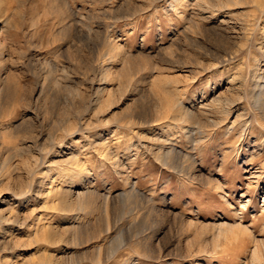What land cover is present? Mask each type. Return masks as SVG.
I'll use <instances>...</instances> for the list:
<instances>
[{"label":"rangeland","instance_id":"rangeland-1","mask_svg":"<svg viewBox=\"0 0 264 264\" xmlns=\"http://www.w3.org/2000/svg\"><path fill=\"white\" fill-rule=\"evenodd\" d=\"M0 35V264H264V0H0Z\"/></svg>","mask_w":264,"mask_h":264},{"label":"bare ground","instance_id":"bare-ground-1","mask_svg":"<svg viewBox=\"0 0 264 264\" xmlns=\"http://www.w3.org/2000/svg\"><path fill=\"white\" fill-rule=\"evenodd\" d=\"M4 36V35H3ZM4 38V37H3ZM6 41V40H5ZM5 41H4V39H2V35H0V48L1 47H6V45H7V42L5 43ZM130 62V61H129ZM103 63V62H102ZM101 64V63H100ZM141 65V64H140ZM99 66V65H98ZM103 71V70H102ZM105 71V70H104ZM106 73H107V70L105 71ZM104 72V73H105ZM103 75V74H102ZM105 77V76H104ZM107 77V76H106ZM96 78V77H95ZM103 78V77H102ZM108 78V77H107ZM9 79V78H8ZM12 80V79H11ZM160 80V79H159ZM9 81V80H8ZM162 82V81H161ZM9 86V85H8ZM154 86V85H153ZM158 86V85H157ZM100 87V86H99ZM160 87V86H159ZM5 88V87H4ZM3 88V89H4ZM9 89V88H8ZM161 89V88H160ZM1 90V89H0ZM14 91V90H13ZM97 92L99 91V90H96ZM9 92V91H8ZM7 93V92H6ZM100 93L101 92H98V94L97 95H100ZM109 93V92H108ZM8 94V93H7ZM72 94V93H71ZM16 95V94H15ZM103 95V94H102ZM111 95V94H110ZM171 95V94H170ZM103 97V96H102ZM167 97V96H166ZM173 97V96H172ZM98 98H100V97H98ZM101 100V99H100ZM109 104L111 105L112 104V99L110 100V97H109ZM164 101H165V99H164ZM167 105H170V104H172V105H175L176 107H178V115L182 118V117H193L192 116V114L187 110V109H185L184 107L182 108L181 107V103L180 102H173V101H171L170 99L167 101V103H166ZM99 107V106H98ZM67 110V109H66ZM65 113V112H64ZM175 115V114H174ZM183 118V119H184ZM59 119V118H58ZM188 119V118H187ZM66 121V120H65ZM66 124V123H65ZM69 124V123H68ZM68 126V125H67ZM65 127H66V125H65ZM63 130V129H62ZM173 152V151H172ZM169 152H167V154H168ZM172 154V153H171ZM170 158V157H169ZM172 158V157H171ZM165 160V159H164ZM170 162V161H169ZM24 187V186H23ZM25 190V189H24ZM137 194V193H136ZM78 195V194H77ZM82 196V195H81ZM81 196L79 197V198H81ZM133 197V196H132ZM78 198V199H79ZM127 198V197H126ZM67 199H69V198H67ZM130 199V198H129ZM70 200V199H69ZM65 202V201H64ZM127 202V201H126ZM138 202V201H137ZM129 204V202H127V205ZM133 204V203H132ZM131 206V205H130ZM13 212V211H12ZM10 216H14L15 218H18V216H17V214L15 215V214H10ZM109 222V221H108ZM44 233H45V231H44ZM42 235V234H41ZM48 235H49V237H51L52 236V231H50V232H48ZM124 238H126V237H124L123 235H120L118 238H117V245L118 244H120L121 245V243H123L124 242ZM116 242V241H115ZM116 245V246H117ZM252 261H253V264H262V253H261V250H260V248L259 247H255L254 248V250H253V253H252Z\"/></svg>","mask_w":264,"mask_h":264}]
</instances>
